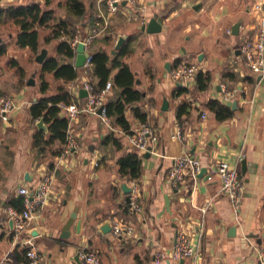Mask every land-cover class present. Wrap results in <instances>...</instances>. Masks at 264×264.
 <instances>
[{
    "label": "crops",
    "instance_id": "crops-1",
    "mask_svg": "<svg viewBox=\"0 0 264 264\" xmlns=\"http://www.w3.org/2000/svg\"><path fill=\"white\" fill-rule=\"evenodd\" d=\"M69 1L0 0V47L4 49L0 54V97L11 96L15 104L7 120L0 118V262L27 264V245L6 209L23 206L24 196L17 192L18 187H35L51 175L49 199L28 229L40 251V264H80V249L96 252L100 264H170L169 254L159 262L155 254L171 249L178 229L187 230L196 247V253L179 264H260L255 244L264 243V75L245 66L240 47L246 37L256 33L264 0H121L115 12L108 10L107 0H79L86 10L81 18ZM257 1L262 3V12L254 6ZM28 3L52 11L45 24L35 27L37 51L18 43L19 27L8 13L11 6ZM154 14L165 27L149 33L142 25ZM65 19L73 23L65 25ZM238 21L239 32L234 34L233 24ZM94 29L98 33L89 50L93 54L107 52L112 65L108 80L113 86L105 101L123 97V87L114 80L121 65L114 62L127 64L134 87L142 94L127 106L125 116L130 130L142 122L151 126L156 142L150 156L129 144L126 131L115 124L113 116L109 119L114 129L98 115L83 112L73 127L81 146L61 158L66 141L53 138L50 124L44 121V127H39L41 117L32 115L34 102L55 94L61 86L65 85L77 102L85 97L80 96L83 80L89 79L97 87L94 64L90 69L76 66L78 75L71 80L56 76V69H44L50 58L75 65L76 53L67 56L59 50L60 43L68 41L76 51L72 44L75 36L84 38ZM120 37L123 41L116 49ZM44 49L47 55L38 62L37 54ZM192 59L209 75L208 87H201L197 74L189 80L171 79L175 65ZM30 77H34L33 84L27 83ZM44 82L48 84L45 90ZM222 84L236 90V107L226 120H218L208 107L212 98L232 106L234 100L221 96ZM165 98L167 109L163 108ZM65 103L59 104L61 117H67L62 107ZM136 110L146 119L137 116ZM178 127L180 137L175 135ZM41 131L44 140L37 145L35 136ZM107 136L111 138L106 142ZM130 151L141 155V174L136 179L119 173L118 160ZM183 152L200 157L207 171L222 159L237 164L245 189L238 212L221 192L217 174L212 179L188 176L179 187L170 185L173 157ZM243 159L247 160L245 171ZM122 181L139 185L141 212L130 208ZM75 208L70 235L65 236L63 226ZM113 219L132 223L135 236H114ZM105 222L110 227L103 230Z\"/></svg>",
    "mask_w": 264,
    "mask_h": 264
},
{
    "label": "built area",
    "instance_id": "built-area-1",
    "mask_svg": "<svg viewBox=\"0 0 264 264\" xmlns=\"http://www.w3.org/2000/svg\"><path fill=\"white\" fill-rule=\"evenodd\" d=\"M120 2L121 0H107L108 10L115 12ZM254 6L257 11L262 12L263 6L261 1H257ZM258 24L256 33L246 37V39L242 41L240 51L245 66L258 74L264 75V13L260 14ZM97 33L98 30L94 29L88 36L84 38H82V36H75L72 41L74 46L80 41L84 42L86 58L83 65L86 69H90L93 66V53L89 50L88 46L94 34ZM200 68L199 64L182 61L170 70V77L173 81L189 80L200 71ZM82 84V87L87 90V95L84 97L83 101H72L71 103L62 104L69 120V126L65 138L66 142L60 155L61 158H65L68 154L81 146L74 135L73 129L79 114L83 112L96 114L102 119L105 125L114 129L110 123L107 102L105 101L106 95L113 86L112 81L107 80L106 85L102 87L101 90H97L94 83L89 79L83 80ZM235 94L236 90H228L227 86L222 84V98L227 101H232L235 99ZM14 107L15 104L11 96H1L0 118L7 120ZM202 116H205L204 112ZM126 133L129 144L138 153H143L145 151L155 153L154 144L156 142V137L153 135L151 126L147 122H142L139 127L129 132L126 131ZM181 134V128L178 127L175 135L180 137ZM202 166H204V162L195 154L183 152L174 156L168 175L170 185L177 188L186 182L188 176L193 177L195 180ZM214 174L219 176L221 192L229 199L230 205L235 212H238L241 208L240 206L245 189L244 177L237 164L227 159L219 160L210 168L207 178L212 179ZM52 184L53 176L47 175L42 178L35 187L29 188L25 185L18 187L17 192L24 196L23 206L18 208L13 205L8 206L6 209L10 220L13 222L16 233L21 236V241L27 245V264H40V251L34 241V236L29 233L28 229L37 212L47 203ZM129 205L132 210L141 212V191L139 185L134 181L131 184ZM111 229L114 236L121 239H131L136 234V229L133 224L126 220L121 221L113 219L111 222ZM172 245L173 246L168 252L160 250L155 254L156 262H159L161 258L169 254L172 260L170 264H179L181 259L191 257L196 253V247L192 243L191 235L185 229H178ZM255 248L260 264H264V243L255 244ZM78 258L80 264H100V256L91 250L80 249L78 251ZM0 264L9 263L1 261Z\"/></svg>",
    "mask_w": 264,
    "mask_h": 264
},
{
    "label": "trees",
    "instance_id": "trees-1",
    "mask_svg": "<svg viewBox=\"0 0 264 264\" xmlns=\"http://www.w3.org/2000/svg\"><path fill=\"white\" fill-rule=\"evenodd\" d=\"M51 0H45L49 3ZM72 10L77 17L81 18L86 13L83 2L79 0L69 1ZM8 13L14 18L15 23L19 27V34L17 41L21 46L29 45L35 51L38 50V31L36 25H43L51 17L52 11L43 9L39 3H28L26 5L11 6L8 8ZM65 25L73 23L70 19L63 20ZM74 36V35H73ZM59 50L64 52L69 57L75 56V48L72 47L68 41H63L59 45ZM4 52L3 47H0V54ZM109 54L107 52H100L93 54V64L95 65L94 72L98 76L99 81L96 87L97 90H101L106 85V81L109 79L112 65L109 64ZM115 66L121 65L120 73L115 77V82L123 87V97L116 102L107 103L108 115L113 116L115 124L121 126L125 131H130V122L126 119L125 110L127 106L135 101H138L142 92L134 87L133 74L129 66L125 63L115 60ZM44 69H56V76L62 77L66 80H71L77 77L78 70L76 65L71 62L59 64L55 58H50L44 64ZM199 83L202 88H206L209 85V75L199 71L197 73ZM42 89L45 90L48 86L47 82H44ZM73 97L66 86L59 87V90L55 94L47 95L40 98L37 102L31 106V112L34 118L41 117L43 121L50 124L52 131V137L60 138L64 142L66 141V129L69 120L67 117H61L60 103H71ZM208 107L215 112V116L218 120H226L231 117L234 110L231 105L222 103L219 99L212 98L208 102ZM136 115L145 120V114L136 110ZM43 131L39 132L35 136V143L38 145L43 142ZM111 137H105L107 142ZM116 144H120L117 137H112ZM119 173L127 175L131 179H136L140 176L141 168V155L136 151H130L121 156L118 160ZM20 202V203H19ZM18 202V206L21 205V201Z\"/></svg>",
    "mask_w": 264,
    "mask_h": 264
},
{
    "label": "water",
    "instance_id": "water-1",
    "mask_svg": "<svg viewBox=\"0 0 264 264\" xmlns=\"http://www.w3.org/2000/svg\"><path fill=\"white\" fill-rule=\"evenodd\" d=\"M233 25H234L233 26V33L234 34H238L239 28H240V25H241L240 24V21L234 23ZM142 27L147 32L154 33V32L162 31V29L165 27V24L162 22V20L156 14H154V16L151 17L147 23H144L142 25ZM0 40H1V38H0ZM122 41H123V37H120L118 39L117 44H116V46H117L116 49H118V47H120L119 45L121 44ZM76 47H77V49H76L75 65L77 67H82L83 64H84L85 58H86L84 42L83 41L78 42L77 45H76ZM113 52H115V50ZM46 55H47V49L42 50L40 53L37 54V57H36L37 61L38 62H43ZM166 67L169 70L170 69V63H168L166 65ZM27 83L33 84L34 83V77H30L28 79V82ZM86 95H87V90L83 87L80 90V96L83 97V96H86ZM236 103H237L236 100H234L233 101V104H232V107L233 108L236 107ZM168 105H169V101H168V99L165 98L164 103H163V108L164 109H167L168 108ZM38 125H39V127H44V121L42 119H40L39 122H38ZM143 155L150 156V151L143 152ZM246 166H247V160L246 159H243L242 160V170L245 171V167ZM207 173H208L207 167L206 166H202L200 172L198 173V176L199 177H204L206 175V177H207V175H208ZM120 186L123 189V191L127 193V196H126L127 201H130L131 186L126 181H122V183H121ZM76 215H77V208H75L73 210V212L68 217V220L66 221V223L63 226V230H64L63 233H64L65 236L70 235L71 230H69V228L72 225V223H73ZM11 223H13V222L11 221ZM105 227L106 228H109L110 227V225H109L108 222H105V224H103L102 229L105 230ZM231 231L232 232L234 231L232 233V235L235 234V226H232ZM249 237H250V235L245 236V239H248ZM261 242H262V239L261 238H258L257 239V243H261ZM181 261H183V259H181Z\"/></svg>",
    "mask_w": 264,
    "mask_h": 264
},
{
    "label": "rangeland",
    "instance_id": "rangeland-1",
    "mask_svg": "<svg viewBox=\"0 0 264 264\" xmlns=\"http://www.w3.org/2000/svg\"><path fill=\"white\" fill-rule=\"evenodd\" d=\"M186 37H187V36H186ZM183 47H184V46H183ZM187 62H189V63H192V62H193V63L199 64V66H200V63H199V62H196V60H193V59H192V61H191V60H190V61L188 60ZM200 67H201V66H200Z\"/></svg>",
    "mask_w": 264,
    "mask_h": 264
}]
</instances>
